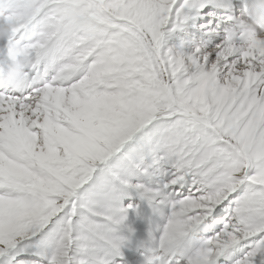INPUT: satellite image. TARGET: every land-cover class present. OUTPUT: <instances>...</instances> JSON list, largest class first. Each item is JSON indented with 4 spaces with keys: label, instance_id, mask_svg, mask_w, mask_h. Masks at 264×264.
<instances>
[{
    "label": "snow or ice",
    "instance_id": "6c2138e0",
    "mask_svg": "<svg viewBox=\"0 0 264 264\" xmlns=\"http://www.w3.org/2000/svg\"><path fill=\"white\" fill-rule=\"evenodd\" d=\"M250 5L0 0V264H264Z\"/></svg>",
    "mask_w": 264,
    "mask_h": 264
},
{
    "label": "clouds",
    "instance_id": "9594fccd",
    "mask_svg": "<svg viewBox=\"0 0 264 264\" xmlns=\"http://www.w3.org/2000/svg\"><path fill=\"white\" fill-rule=\"evenodd\" d=\"M250 11L244 16L240 23L246 26L249 30L264 34V0H251ZM15 76L9 75L5 78H0V87L12 85L13 90H19L20 67L17 66L14 70Z\"/></svg>",
    "mask_w": 264,
    "mask_h": 264
},
{
    "label": "bare ground",
    "instance_id": "6f19581e",
    "mask_svg": "<svg viewBox=\"0 0 264 264\" xmlns=\"http://www.w3.org/2000/svg\"><path fill=\"white\" fill-rule=\"evenodd\" d=\"M138 200H139L138 196L135 193H133L132 196H131V198H130V200L129 199H125L124 202H125V204H127L129 202L135 203V202H138ZM143 206L145 208L148 207L147 204H144ZM163 223H164V220L160 217L159 214H153L152 215V217H151V225L150 226H151V229L153 230V233L155 235H159V233L156 232V228H157V226H160ZM148 228H149V225L148 224H145L144 225V232H145V234L147 233ZM138 232H139V228H138Z\"/></svg>",
    "mask_w": 264,
    "mask_h": 264
},
{
    "label": "rangeland",
    "instance_id": "374dc122",
    "mask_svg": "<svg viewBox=\"0 0 264 264\" xmlns=\"http://www.w3.org/2000/svg\"><path fill=\"white\" fill-rule=\"evenodd\" d=\"M125 203V202H124Z\"/></svg>",
    "mask_w": 264,
    "mask_h": 264
}]
</instances>
